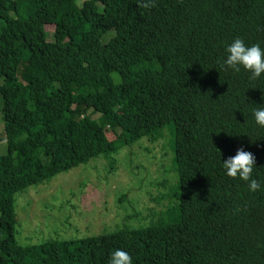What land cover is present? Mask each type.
Here are the masks:
<instances>
[{"label":"trees","instance_id":"obj_1","mask_svg":"<svg viewBox=\"0 0 264 264\" xmlns=\"http://www.w3.org/2000/svg\"><path fill=\"white\" fill-rule=\"evenodd\" d=\"M141 2L0 0V264H109L117 249L132 264H264V127L253 114L264 73L221 67L237 38L264 50V0ZM164 130L173 182L154 156L162 178L143 211L130 203L120 224L83 239L16 242V194L98 158L114 170L123 147L158 149ZM239 148L255 156L256 192L223 168ZM134 218L146 224L130 228Z\"/></svg>","mask_w":264,"mask_h":264},{"label":"rangeland","instance_id":"obj_2","mask_svg":"<svg viewBox=\"0 0 264 264\" xmlns=\"http://www.w3.org/2000/svg\"><path fill=\"white\" fill-rule=\"evenodd\" d=\"M83 1L75 0V4L80 6ZM44 31L49 41L52 26H44ZM111 36L112 33L107 32L101 37L100 43L105 44ZM72 50V47L67 48L69 53ZM112 78L116 81L115 75ZM96 117L97 115L93 116ZM107 137H110L109 134ZM168 139V132L164 130L158 149L142 142L132 146L128 154L123 147L120 154L113 156L115 163H118L114 170L99 160L102 158H98L16 194V242L20 245H37L47 240L83 239L108 231L125 214L129 215L132 209L143 211L150 204L149 194H158L156 184L162 178V175L156 173L154 156L164 166L161 167L166 171L163 178L169 183L173 182V176L168 171L169 155L171 157ZM4 152L0 119V156ZM167 153L169 155L165 160ZM129 159L132 167L128 166ZM126 224L130 228H138L146 223L140 218H134Z\"/></svg>","mask_w":264,"mask_h":264},{"label":"clouds","instance_id":"obj_3","mask_svg":"<svg viewBox=\"0 0 264 264\" xmlns=\"http://www.w3.org/2000/svg\"><path fill=\"white\" fill-rule=\"evenodd\" d=\"M140 7L154 8L156 7L155 0H142ZM226 54V59L221 64L225 70L230 69L239 72L243 68L244 71L251 73L253 80L264 73V50L259 44L249 47L245 45L242 39L237 38L226 48ZM253 114L256 123L264 127V107L254 109ZM217 151L220 153L218 149ZM222 165L228 177L233 179L238 177L240 180L248 182V188L251 192L260 189V182L252 176L255 167V156L252 153L239 148L235 156L229 157ZM109 264H132V258L126 251L117 249L112 253Z\"/></svg>","mask_w":264,"mask_h":264}]
</instances>
